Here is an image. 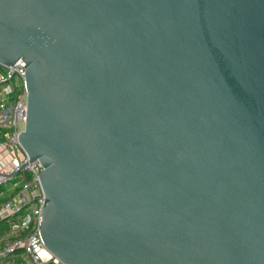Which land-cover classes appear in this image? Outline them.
I'll list each match as a JSON object with an SVG mask.
<instances>
[{"label": "water", "instance_id": "95a60500", "mask_svg": "<svg viewBox=\"0 0 264 264\" xmlns=\"http://www.w3.org/2000/svg\"><path fill=\"white\" fill-rule=\"evenodd\" d=\"M19 142L64 264H264V0H0Z\"/></svg>", "mask_w": 264, "mask_h": 264}, {"label": "built area", "instance_id": "2783aa9c", "mask_svg": "<svg viewBox=\"0 0 264 264\" xmlns=\"http://www.w3.org/2000/svg\"><path fill=\"white\" fill-rule=\"evenodd\" d=\"M25 63L0 62V264H64L46 248L40 234L47 198L38 175L43 167L30 162L19 142L27 123Z\"/></svg>", "mask_w": 264, "mask_h": 264}, {"label": "rangeland", "instance_id": "374dc122", "mask_svg": "<svg viewBox=\"0 0 264 264\" xmlns=\"http://www.w3.org/2000/svg\"><path fill=\"white\" fill-rule=\"evenodd\" d=\"M1 190H3V188L2 189H0V191ZM3 200H4V197L2 196V197H0V202L2 203L3 202ZM7 224L6 223H2L1 225H0V235L7 229Z\"/></svg>", "mask_w": 264, "mask_h": 264}]
</instances>
